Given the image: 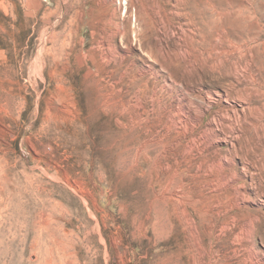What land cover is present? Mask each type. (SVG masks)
<instances>
[{"label":"rangeland","instance_id":"rangeland-1","mask_svg":"<svg viewBox=\"0 0 264 264\" xmlns=\"http://www.w3.org/2000/svg\"><path fill=\"white\" fill-rule=\"evenodd\" d=\"M0 264H264V0H0Z\"/></svg>","mask_w":264,"mask_h":264}]
</instances>
